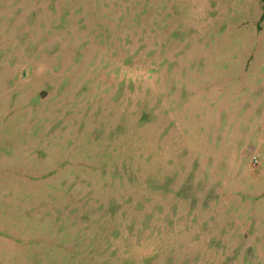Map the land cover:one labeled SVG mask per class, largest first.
Segmentation results:
<instances>
[{"label":"rangeland","instance_id":"obj_1","mask_svg":"<svg viewBox=\"0 0 264 264\" xmlns=\"http://www.w3.org/2000/svg\"><path fill=\"white\" fill-rule=\"evenodd\" d=\"M264 0H0V264H264Z\"/></svg>","mask_w":264,"mask_h":264},{"label":"trees","instance_id":"obj_2","mask_svg":"<svg viewBox=\"0 0 264 264\" xmlns=\"http://www.w3.org/2000/svg\"><path fill=\"white\" fill-rule=\"evenodd\" d=\"M263 18H264V14H263V16H262Z\"/></svg>","mask_w":264,"mask_h":264}]
</instances>
